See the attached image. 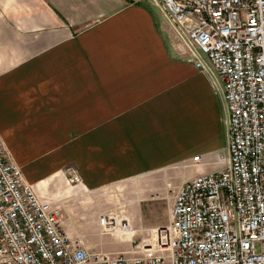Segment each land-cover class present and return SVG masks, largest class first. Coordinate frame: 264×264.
Segmentation results:
<instances>
[{
	"label": "crops",
	"instance_id": "crops-1",
	"mask_svg": "<svg viewBox=\"0 0 264 264\" xmlns=\"http://www.w3.org/2000/svg\"><path fill=\"white\" fill-rule=\"evenodd\" d=\"M193 59L152 0H0L1 144L31 185L74 163L88 187L165 172L175 196L227 159Z\"/></svg>",
	"mask_w": 264,
	"mask_h": 264
},
{
	"label": "built area",
	"instance_id": "built-area-1",
	"mask_svg": "<svg viewBox=\"0 0 264 264\" xmlns=\"http://www.w3.org/2000/svg\"><path fill=\"white\" fill-rule=\"evenodd\" d=\"M152 1L220 93L225 167L183 183L153 248L128 258L69 236L0 141V264H264V0ZM97 225L112 236L128 226L109 214Z\"/></svg>",
	"mask_w": 264,
	"mask_h": 264
},
{
	"label": "rangeland",
	"instance_id": "rangeland-1",
	"mask_svg": "<svg viewBox=\"0 0 264 264\" xmlns=\"http://www.w3.org/2000/svg\"><path fill=\"white\" fill-rule=\"evenodd\" d=\"M3 150L13 160L4 147ZM222 153L226 155V149ZM213 157L206 156L205 160ZM169 175L174 176V172L170 171ZM45 179L32 187L40 199L58 209L68 235L79 237L91 252L122 253L128 258L144 256L150 252L148 248H153L157 230L168 226L174 193L166 183L165 172L88 187L79 177L76 165L68 163ZM169 180L173 184L177 182L172 177ZM104 214L116 216L129 228L125 225L127 229L113 236L103 234L97 218Z\"/></svg>",
	"mask_w": 264,
	"mask_h": 264
},
{
	"label": "bare ground",
	"instance_id": "bare-ground-1",
	"mask_svg": "<svg viewBox=\"0 0 264 264\" xmlns=\"http://www.w3.org/2000/svg\"><path fill=\"white\" fill-rule=\"evenodd\" d=\"M62 223V222H61ZM145 247H150L149 245L145 246ZM150 249L148 248L147 251H149Z\"/></svg>",
	"mask_w": 264,
	"mask_h": 264
}]
</instances>
